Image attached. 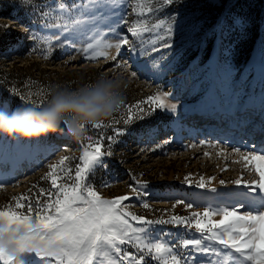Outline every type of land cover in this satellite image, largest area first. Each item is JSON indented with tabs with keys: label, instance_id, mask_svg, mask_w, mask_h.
I'll list each match as a JSON object with an SVG mask.
<instances>
[{
	"label": "rangeland",
	"instance_id": "374dc122",
	"mask_svg": "<svg viewBox=\"0 0 264 264\" xmlns=\"http://www.w3.org/2000/svg\"><path fill=\"white\" fill-rule=\"evenodd\" d=\"M64 2L71 5L75 0ZM56 3L57 0H36L34 6L46 11ZM154 7L160 6L155 4ZM232 8L242 18L227 20L228 10ZM105 14L109 19L94 22L97 30L106 29L116 17L123 16L130 22L137 19L132 13V0L116 8L114 16L110 9L105 10ZM40 19L23 7L21 0H0V104L4 105L3 110L31 106L21 101L13 89L25 95L31 92L34 100L43 99L42 94H46L49 100L54 89L75 91L90 87L102 76L121 81V92L129 105L146 99L157 89L169 93V103L175 104L174 111L157 109L129 124L123 123L124 108L99 120L105 124L113 119L119 121L103 129L105 137L114 136L113 141L101 139L102 150L111 151L112 155L105 156L103 166L96 167L87 177L102 198L129 194L130 184L135 186L137 180L146 181L147 196L130 197L122 203L127 205V211L159 218L173 211L171 206L177 200L193 203L194 211H202L203 206L209 204L216 207L233 203L229 194L243 189L231 181L258 179L254 169L248 171L243 167L244 161L232 148L250 151L253 146L264 144V0H175L166 7V13L154 11L145 22L150 26L159 19H170L172 36L168 42L172 47L152 54L157 66L153 68L149 62V69L139 72L136 78H132L130 72L146 58L125 48L118 57V61L126 62L121 68L104 58L87 59L76 50L86 47L87 42H94L87 35L83 44L77 41L74 47L53 45L48 54L49 46L44 40L31 38L32 31L45 35ZM87 31L85 29L86 34ZM120 31L126 33L124 25L120 26ZM160 34L163 35V29ZM129 38L132 37L129 35ZM109 51L115 54V49ZM45 54H48L47 59ZM209 108L222 114L224 119L218 122L214 119L213 124L201 122L199 116L205 115L204 110ZM237 110L242 112L234 118L231 113ZM234 123L239 127L236 130ZM60 128L67 130L63 125ZM115 128L121 129L119 134ZM100 133L101 129L92 128V124L85 125L80 135L81 154L88 144L100 138ZM48 134L27 138L0 134V182L4 183V188L0 189V206L13 203L14 195L24 194L29 189L38 194L39 188H50V182L42 180L41 176L48 171L47 165L57 162L62 155L74 157L66 161L74 177L75 164L79 163L76 138L49 137ZM245 143L247 148H244ZM185 176L191 183L185 182ZM201 176L215 178L211 181L217 189L215 193L196 186ZM220 180L226 183L220 185ZM64 182L71 183L66 177ZM33 185L37 188H32ZM143 203L150 207L143 208ZM174 212L187 214L182 205ZM153 232L154 235L170 232L166 237L170 242L178 240V234L193 237V233L185 234L183 229L172 225L154 226ZM195 255L200 260L212 258ZM34 256V253H24L21 264H39L40 258L32 259Z\"/></svg>",
	"mask_w": 264,
	"mask_h": 264
},
{
	"label": "snow or ice",
	"instance_id": "6c2138e0",
	"mask_svg": "<svg viewBox=\"0 0 264 264\" xmlns=\"http://www.w3.org/2000/svg\"><path fill=\"white\" fill-rule=\"evenodd\" d=\"M35 3L36 0H21L22 6L29 8L33 16L41 18L40 27L45 35L29 31H32V39H42L49 46L48 54L53 45L74 47L77 41L83 44L87 35L94 42L76 49L87 59L104 58L121 68L126 62L118 61V57L125 48L146 58L130 72L131 77L136 78L139 72L149 69V62L153 68L157 66L152 54L172 47L168 42L172 36L170 19H159L150 26L145 21L154 11L166 13V7L175 0H132L136 20L130 22L123 16L116 17L106 29L99 30L94 22L109 19L105 10H112L114 16L115 9L124 6L126 0H75L71 5L57 0L46 11L38 10ZM155 4L160 7H154ZM121 25L126 28V33L120 31ZM85 29H88L87 34ZM96 36L100 39H95ZM110 49H115V54ZM12 91L21 101L31 105L41 120L47 118L51 122V113L39 114L48 102L46 94H42L43 99L34 100L31 92L25 95L16 89ZM169 95L157 89L146 99L131 105L123 100L120 106V109H126L123 123L143 119L157 109L174 111L175 104L169 103ZM143 105H147V109ZM3 109L4 105L0 104V111L10 112ZM118 122L113 119L107 124L100 121L92 124V128L101 129L100 138L88 144L79 155L74 177L66 165V161L74 157L62 155L57 162L49 163L48 171L41 176L42 180L50 182V188H39L38 194L29 189L24 194L14 195L11 198L13 203L0 206V240L6 237V244L11 245V252L0 248V264H21V257L17 259L16 253H34L32 259L40 258L39 264H149V261L151 264H264V211H261L264 209V144L253 146L250 151L232 148V152L239 154L244 161L243 167L248 171L254 169L258 176L251 181L243 178L231 181L243 189L229 194L233 203L216 207L209 204L203 206L202 211H194L193 203L177 200L171 206L173 211L166 217L147 218L127 211V205L122 203L130 197L147 196L146 181L137 180L135 186L130 184L129 194L106 199L87 180L96 167L103 166V158L112 155L111 151L102 150L101 139L113 141L114 136L105 137L103 129ZM77 127L85 131V125ZM114 131L119 134L121 129L115 128ZM247 147L245 143L244 148ZM65 177L71 183H65ZM184 179L191 183L188 176ZM214 179L201 176L196 186L215 193L217 189L211 184ZM225 183L219 181L220 185ZM3 188L4 183L0 182V189ZM178 205L184 207L186 215L174 212ZM142 206L145 209L150 207L148 203ZM246 207L250 210L244 211ZM157 225H172L183 229L185 234L193 233V237L178 234L179 239L170 242L166 240L170 232L154 235L153 229ZM184 250L189 251L184 253ZM195 254L212 258L200 260Z\"/></svg>",
	"mask_w": 264,
	"mask_h": 264
},
{
	"label": "clouds",
	"instance_id": "9594fccd",
	"mask_svg": "<svg viewBox=\"0 0 264 264\" xmlns=\"http://www.w3.org/2000/svg\"><path fill=\"white\" fill-rule=\"evenodd\" d=\"M124 98L121 92V81L99 78L90 87L78 90L54 89L47 104L39 114L51 113L52 120H41L32 108L17 107L10 112L0 111V134L11 137H39L55 132L62 124L67 131L79 138L82 131L77 125L93 124L119 111ZM6 237L0 240V248L11 252V245L6 244ZM24 253H16L18 259Z\"/></svg>",
	"mask_w": 264,
	"mask_h": 264
},
{
	"label": "trees",
	"instance_id": "16d2710c",
	"mask_svg": "<svg viewBox=\"0 0 264 264\" xmlns=\"http://www.w3.org/2000/svg\"><path fill=\"white\" fill-rule=\"evenodd\" d=\"M227 20H231L233 21L234 18H237V17H241L242 18V15L238 14L235 10L230 9L228 10V13H227ZM94 74V73H92ZM95 76V75H94ZM93 77V75L91 76ZM137 131H142L141 129H137ZM49 137H53V136H57V137H73V138H76V141H77V147H76V154L79 156L81 155V145L83 144L81 141V137L79 136V138L77 137H74L72 134H70L67 130L63 129V128H58L55 132H49L48 134Z\"/></svg>",
	"mask_w": 264,
	"mask_h": 264
},
{
	"label": "bare ground",
	"instance_id": "6f19581e",
	"mask_svg": "<svg viewBox=\"0 0 264 264\" xmlns=\"http://www.w3.org/2000/svg\"><path fill=\"white\" fill-rule=\"evenodd\" d=\"M127 58H129V56L127 57ZM204 111H206L207 113L205 114V115H207V114H209V113H212V112H214V109L213 108H209V109H206V110H204ZM230 112H231V110H230ZM241 112H242V110H237V111H235L234 113H231V114H234V118H237L238 117V115H240L241 114ZM219 116H222L220 113H219ZM221 119V118H220ZM215 122H216V119H215ZM210 124H213V123H211L210 122ZM235 124V123H234ZM262 126V125H261ZM264 126V125H263ZM239 127H238V125H237V123L235 124V130L236 129H238ZM234 130V131H235ZM234 133V132H233ZM236 135V134H235Z\"/></svg>",
	"mask_w": 264,
	"mask_h": 264
}]
</instances>
